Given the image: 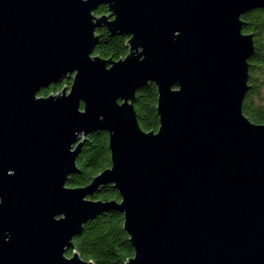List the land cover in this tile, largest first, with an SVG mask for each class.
I'll return each instance as SVG.
<instances>
[{
    "label": "water",
    "instance_id": "obj_1",
    "mask_svg": "<svg viewBox=\"0 0 264 264\" xmlns=\"http://www.w3.org/2000/svg\"><path fill=\"white\" fill-rule=\"evenodd\" d=\"M256 9L264 0H0V264H94L73 241L110 210L125 216L127 264H264V124L243 112L255 52L243 16ZM101 28L128 37L124 58L94 55ZM149 82L157 131L134 104ZM96 131L111 166L68 186ZM107 185L120 200L94 198Z\"/></svg>",
    "mask_w": 264,
    "mask_h": 264
},
{
    "label": "trees",
    "instance_id": "obj_2",
    "mask_svg": "<svg viewBox=\"0 0 264 264\" xmlns=\"http://www.w3.org/2000/svg\"><path fill=\"white\" fill-rule=\"evenodd\" d=\"M108 12L106 6H101L96 14ZM243 20L245 21L243 32L253 34L255 43V52L249 60V90L244 100L243 112L254 123L264 124V9L246 13ZM98 34L100 39L94 55L117 61L128 54V37L111 36L106 28L99 29ZM71 83V79H65L43 89L39 95L48 96L61 92ZM158 97V87L154 82H149L136 93L135 109L139 124L146 131H157L160 126L157 111ZM77 163L80 172L69 178L68 186L71 187L89 184L97 174L110 167L109 133L96 131L89 134ZM94 198L107 201L120 200L121 196L113 185H107L102 187ZM124 219L122 212L110 210L85 224L82 233L73 241L80 257L94 264H127L135 255V249L124 229ZM72 254L70 250L68 256Z\"/></svg>",
    "mask_w": 264,
    "mask_h": 264
}]
</instances>
